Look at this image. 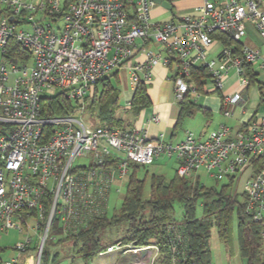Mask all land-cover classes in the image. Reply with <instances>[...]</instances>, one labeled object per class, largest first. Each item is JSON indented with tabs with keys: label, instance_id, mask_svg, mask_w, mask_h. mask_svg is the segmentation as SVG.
<instances>
[{
	"label": "built area",
	"instance_id": "built-area-1",
	"mask_svg": "<svg viewBox=\"0 0 264 264\" xmlns=\"http://www.w3.org/2000/svg\"><path fill=\"white\" fill-rule=\"evenodd\" d=\"M155 5L151 0H0V230L27 234L15 246L18 258H0V264H35V258L40 264L51 233L65 238L87 231L108 213L116 172L128 180L131 163L149 165L162 154L176 156L181 177H199L203 170L216 181L242 184L245 213L264 221V116L236 130L223 125L200 136L187 131L179 142L162 135L151 141L141 128L91 127L78 117L101 80L126 69L135 89L151 80L159 63L173 67L178 101L189 92L200 95L191 72L204 65L212 81L203 92L221 90L231 69L240 76L241 89L222 97L225 116L245 102L243 65L258 62L259 51L241 45L235 52L221 43L219 65L207 60V52L216 41L214 32L240 43L247 22L264 38L262 0H204L199 15L167 22L153 21ZM137 40L159 49L134 62ZM13 42L24 49L22 55L12 49ZM61 92L79 103L76 112L44 115L42 102ZM125 108H131L130 100ZM88 157L89 165H75ZM30 232L38 235L35 243ZM31 247L35 255H29ZM114 251L134 256L119 264H157L160 255L157 245L122 241L99 254Z\"/></svg>",
	"mask_w": 264,
	"mask_h": 264
},
{
	"label": "trees",
	"instance_id": "trees-1",
	"mask_svg": "<svg viewBox=\"0 0 264 264\" xmlns=\"http://www.w3.org/2000/svg\"><path fill=\"white\" fill-rule=\"evenodd\" d=\"M212 36L222 45L233 48L235 52L240 50V43L234 42L230 36L220 32H214ZM12 49L19 52V55L24 53V49L16 42H13ZM191 73V81L196 85V90L203 93V86L212 81L208 68L204 65L194 66ZM243 75L247 78V88L258 86L261 101L264 103V86L260 84L253 64L243 65ZM112 77H117V73L96 85L93 94L86 99V111L92 118L97 119V126L127 128L131 124H126L123 118L117 116L120 90L113 86ZM99 84L102 86L100 92ZM78 105V102L67 99L62 92L42 102L45 109L43 113L47 116L73 114ZM150 105L147 85L141 81L134 90L130 113L137 119ZM179 107L174 133L181 127L183 120L193 116L196 107L200 106L189 92L179 101ZM141 166L146 165H129V172L132 170V173L128 175L126 195L119 210L111 215L105 212L93 221L89 230L65 237L73 240L75 246H80L79 254L88 258L105 250L106 246L101 244L99 233L124 224L126 227L120 241L134 242L137 245H157L160 250L157 264H211V229L216 228L221 243L228 248L231 246L232 226L236 217L241 256L246 264H264V221L253 220L245 213L244 204L239 201L236 193L231 192L230 184L220 189L208 188L200 183L199 177H181L176 172L167 181L162 175L152 174L150 197L144 199L146 179L137 175ZM176 204L182 209L180 220L173 216ZM198 206L201 208L200 215L197 213ZM51 234L57 235L59 232ZM45 248L41 263L44 257V262L48 261Z\"/></svg>",
	"mask_w": 264,
	"mask_h": 264
},
{
	"label": "rangeland",
	"instance_id": "rangeland-1",
	"mask_svg": "<svg viewBox=\"0 0 264 264\" xmlns=\"http://www.w3.org/2000/svg\"><path fill=\"white\" fill-rule=\"evenodd\" d=\"M62 24V21H59L54 24V27L57 25ZM1 62V58H0ZM113 86L120 90V100L119 105L120 109L117 112V116L122 117L126 121L129 119L130 115L125 110L126 107V97H125V89H130V73L128 71L120 70L119 71V78L112 77L111 78ZM102 89L101 84L98 85V91L100 92ZM205 97L204 93L195 94L194 98L197 101L199 106L202 105L203 98ZM200 107H196L194 114L192 117H186L181 127L177 131V135L174 137V142H179L186 137V132L190 131L195 133L197 136L202 133L203 131H207V133L219 129L223 122H225L224 117L222 114H215L213 113L212 116V124L208 127L205 126L206 121H210V117L206 118L202 111L199 109ZM78 117L86 124L90 125L91 127H96L98 125V121L96 118H92L90 113L83 112L82 114L78 115ZM222 124V125H221ZM91 163V158H78L75 162V165L78 166H87ZM178 167V162L176 156L169 158L162 154L158 159H156L152 164L146 165L145 167L140 168L137 175L139 178H145V189H144V199H148L150 197V180L152 174L162 175L165 177L167 181L172 179L176 174V170ZM132 173L130 170L129 175ZM199 174V181L204 186L211 188L215 187L216 189H220L224 185L230 184L231 192L236 193L239 197V201L242 200L240 196L242 194V184L236 186L235 181L233 180H222L216 181L205 171L201 170L198 172ZM118 172L115 173L116 184L112 185L111 192H110V199H109V208L108 214H113L116 210H119L121 203L126 195L127 191V177L125 180H120L118 176ZM196 176H193L195 179ZM197 213L200 215L201 208L198 206ZM263 218H264V210L262 211ZM173 216L176 220H180L182 217V209L180 205L176 204L175 209L173 212ZM31 224L34 222L31 221ZM126 225L122 224L116 228H108L104 229L99 233V238L101 244L107 246L109 244H116L118 241L121 240L124 234ZM34 243L37 241V233L30 232ZM26 233H20L18 229H10L8 231H1L0 230V258L4 261L16 259L18 258V251L15 250V246L26 240ZM53 238V239H52ZM264 242V241H263ZM31 252L29 255H35L34 247H31ZM80 246H75L73 240H67L63 237V235H52L50 236V240L46 244V253L48 254V261H45V257L40 264H119V260L121 258L124 259H133L132 255H125L122 256L120 251H114L112 253H105L100 255L99 253L93 255L92 257H84L78 253ZM264 249V243H263ZM210 250H211V264H246V260L241 256L238 246V236H237V219L234 218L233 226H232V241L231 246L226 247L224 244L221 243L218 233L215 227L211 229V236H210ZM264 254V250H263ZM25 256L22 255L19 258L21 263L24 261ZM123 262V261H122ZM125 262V261H124ZM37 264V260L35 258L34 261Z\"/></svg>",
	"mask_w": 264,
	"mask_h": 264
},
{
	"label": "crops",
	"instance_id": "crops-1",
	"mask_svg": "<svg viewBox=\"0 0 264 264\" xmlns=\"http://www.w3.org/2000/svg\"><path fill=\"white\" fill-rule=\"evenodd\" d=\"M168 1L171 4V9H167L159 4H156L152 8L151 16L154 22H167L179 19L183 16L199 15L200 11L198 8H200L204 3V0ZM262 6L264 8V0H262ZM136 45L137 49L134 62H144L146 60L147 51L152 50L157 52L159 49L156 44L144 42L142 40H137ZM240 45L259 51L261 58L258 62L253 64V67L257 73L260 84L264 86V69L261 67L262 62L264 61V38L259 34L252 22L246 23V34L241 39ZM221 50V42L216 40L208 49L207 60L217 61ZM121 70L129 72V70L126 69ZM172 70V66H167L163 63H159L157 66L152 68V78L151 80L146 81L147 94L151 101V105L149 108L145 109L137 119L132 116L130 109L128 110L125 108L127 113L130 115L127 121L124 119L126 124H131L130 127L145 130L149 140L151 141H155L162 135L165 140L174 142V137L177 135L178 130L174 133V129L178 121L180 107L179 101L175 97L170 79ZM114 73H117V78H119V71H115ZM129 87L130 89H125L126 103L129 100L131 101L135 90L131 85V82ZM239 89H241L240 76L234 69H231L229 74L224 79V85L221 90L210 87L208 90L203 92L205 97L203 98L202 105L200 106L202 108L201 111L206 118L210 117V121L205 122L206 127L212 124L213 113L216 115L222 114L225 120L222 124H226V126L233 130L240 128L253 117L264 116V103L261 101L260 90L256 85H252L244 89L246 93H244L246 95L245 102H242L241 105L233 106L231 110L232 114L230 116L227 117L223 114L222 97L224 95L233 94ZM154 116H158L159 120L154 121ZM204 132L207 131H203L198 136L202 135ZM131 260L132 259L129 258H121L119 261L128 262Z\"/></svg>",
	"mask_w": 264,
	"mask_h": 264
},
{
	"label": "water",
	"instance_id": "water-1",
	"mask_svg": "<svg viewBox=\"0 0 264 264\" xmlns=\"http://www.w3.org/2000/svg\"><path fill=\"white\" fill-rule=\"evenodd\" d=\"M167 9H171V4L167 0H151Z\"/></svg>",
	"mask_w": 264,
	"mask_h": 264
}]
</instances>
